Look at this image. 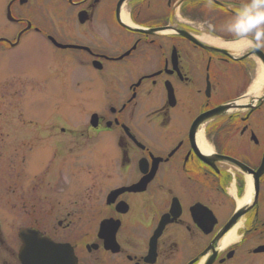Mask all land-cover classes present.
Returning <instances> with one entry per match:
<instances>
[{
    "label": "flooded vegetation",
    "instance_id": "flooded-vegetation-1",
    "mask_svg": "<svg viewBox=\"0 0 264 264\" xmlns=\"http://www.w3.org/2000/svg\"><path fill=\"white\" fill-rule=\"evenodd\" d=\"M0 21L1 51L33 35L55 50L38 105L68 67L67 95L94 104L73 127L34 109L12 127L27 227L77 264H264V0H3ZM43 69L22 75L47 87ZM85 149L87 177L70 173ZM20 155L46 172L15 174Z\"/></svg>",
    "mask_w": 264,
    "mask_h": 264
},
{
    "label": "rangeland",
    "instance_id": "rangeland-1",
    "mask_svg": "<svg viewBox=\"0 0 264 264\" xmlns=\"http://www.w3.org/2000/svg\"><path fill=\"white\" fill-rule=\"evenodd\" d=\"M13 30L11 24L7 21H0V35H5L6 33L8 35ZM34 37L33 35L26 38L21 47L5 51L0 50V260L2 261H9V255L17 253L19 247L17 233L20 228L28 225V215L22 210V204L19 202L21 200L18 197L20 192L14 193V183L11 179L14 169L13 161L10 163L11 151L7 147H9L8 142L12 140V127L20 126L19 121L26 122V120L34 119L37 114L34 113L33 109L42 111L41 115L43 117V112H46L48 116L50 113L51 115H57L60 119H63L62 121L73 127L77 119L80 118L81 113L84 116L83 109L87 111L91 107L88 111L92 112L94 108H92L94 104L92 105V102L89 101L86 93L82 92V89L74 97L67 95L71 93V87L68 81H65L66 76L70 74L69 67L65 69L68 73L62 77V82H57L62 87L65 95L62 98L49 99L45 105H38L40 101H44L46 98H34L35 93L40 90L41 93L50 94L48 87L55 86L56 82L53 79L57 80L59 78L53 75L57 67L54 64L55 50L45 41L38 44L34 43L32 41ZM39 69H43L46 72L44 77L48 81L47 87L40 84L43 82L38 76V81H34L30 76L22 75ZM4 143L6 144L5 148L2 146ZM96 148L93 153L100 149L98 146ZM86 150L85 154L80 152L78 158L70 156L69 161H63L65 164L77 163L70 173L87 177L88 173L83 165L93 160L91 156L93 153L90 149ZM21 157L20 155L15 160V174L19 173L20 176L26 175L27 179H33L35 174L46 172L44 168L48 165L43 166L44 164L38 167L32 166V169L29 166L26 171H23L22 168L26 166L28 161L23 165ZM29 157H31V154L28 152L27 159ZM62 158L63 156L59 159ZM59 165H61L60 162ZM61 173L65 174L62 170ZM13 180L18 186L23 184L22 177L20 179L14 177ZM30 183L33 182L28 181L26 186L32 185ZM16 189L19 190L18 188ZM14 205L19 206L15 208ZM50 218L52 222L55 221L56 223L54 217L51 216Z\"/></svg>",
    "mask_w": 264,
    "mask_h": 264
},
{
    "label": "water",
    "instance_id": "water-1",
    "mask_svg": "<svg viewBox=\"0 0 264 264\" xmlns=\"http://www.w3.org/2000/svg\"><path fill=\"white\" fill-rule=\"evenodd\" d=\"M32 233L30 230L25 229L20 232V238L23 243L20 253L21 255H24L22 258L24 262H34L36 264L50 263L52 260L44 257V254L51 255L63 252L62 249L59 248L60 246H55L49 241L40 238L37 234Z\"/></svg>",
    "mask_w": 264,
    "mask_h": 264
},
{
    "label": "bare ground",
    "instance_id": "bare-ground-1",
    "mask_svg": "<svg viewBox=\"0 0 264 264\" xmlns=\"http://www.w3.org/2000/svg\"><path fill=\"white\" fill-rule=\"evenodd\" d=\"M210 42H212V43H214L216 45H221L218 41H215V40H212ZM227 47H229V49H230V48H233L235 46L230 45V46H227ZM263 82H264V70H263L262 67H260L259 71H258V76L256 78L255 86L253 88L254 89L256 88V90L258 91L261 88ZM202 146H204V144Z\"/></svg>",
    "mask_w": 264,
    "mask_h": 264
}]
</instances>
